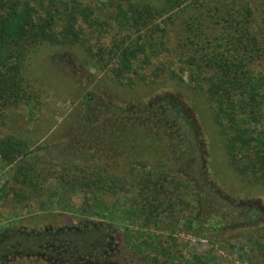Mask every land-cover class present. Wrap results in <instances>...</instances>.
<instances>
[{
	"label": "trees",
	"instance_id": "trees-1",
	"mask_svg": "<svg viewBox=\"0 0 264 264\" xmlns=\"http://www.w3.org/2000/svg\"><path fill=\"white\" fill-rule=\"evenodd\" d=\"M99 1L0 0V159L13 169L2 194L37 199L53 180V197L82 194V216L95 204L104 216L107 197L126 194L127 219L141 228L168 229L184 213L189 234L223 235L224 228L196 226L210 178L204 148L171 98L119 101L91 91L72 132L81 137L60 156L34 147L17 123L45 99L29 77L32 55L47 44L80 46L85 63L122 86L166 77L203 95L230 167L264 186V59L253 9L242 0ZM99 5L113 10L99 13ZM153 245L166 262L172 253L182 257L160 239ZM125 253L115 256L121 264H142Z\"/></svg>",
	"mask_w": 264,
	"mask_h": 264
},
{
	"label": "rangeland",
	"instance_id": "rangeland-1",
	"mask_svg": "<svg viewBox=\"0 0 264 264\" xmlns=\"http://www.w3.org/2000/svg\"><path fill=\"white\" fill-rule=\"evenodd\" d=\"M85 1L99 4L98 0ZM242 1L253 9L252 28L264 59V0ZM97 10L103 13L113 7L99 5ZM222 24H216V28ZM86 60L80 46L47 44L32 55L29 77L45 89V99L42 106L28 109L25 117H34L19 121L18 130L34 142V147L47 145L42 153L60 156L67 152L70 142L77 144L81 137L72 132L79 123L83 99L91 91L119 101L171 98L185 113L191 133L204 148L210 178L196 226L224 228L225 233L189 234L184 227V213L172 227L169 222L168 229L141 228L127 219L126 194L107 197L104 216L97 204L88 213L91 215L82 216L78 211L82 194L53 197L52 188L57 185L53 180L47 195L15 200L12 194L5 196L1 192L8 190L6 185L13 169L0 159V264H121L115 257L121 251L142 264H264V186L242 180L230 167L225 140L205 97L187 85L167 82L166 77L154 84L122 86ZM77 227L87 229L80 233ZM109 234L114 238L112 244ZM158 239L171 251L179 250L182 257L172 253L166 262L153 248ZM144 255L148 259L158 256L159 262L146 261Z\"/></svg>",
	"mask_w": 264,
	"mask_h": 264
},
{
	"label": "flooded vegetation",
	"instance_id": "flooded-vegetation-1",
	"mask_svg": "<svg viewBox=\"0 0 264 264\" xmlns=\"http://www.w3.org/2000/svg\"><path fill=\"white\" fill-rule=\"evenodd\" d=\"M76 229V231H78V232H80V233H84V231H81V230H84V229H87V228H80V227H77V228H75ZM109 238H110V241H109V243L110 244H112L114 241H113V236L111 235V234H109Z\"/></svg>",
	"mask_w": 264,
	"mask_h": 264
}]
</instances>
